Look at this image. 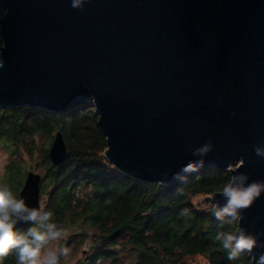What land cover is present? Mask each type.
<instances>
[{"label": "water", "instance_id": "95a60500", "mask_svg": "<svg viewBox=\"0 0 264 264\" xmlns=\"http://www.w3.org/2000/svg\"><path fill=\"white\" fill-rule=\"evenodd\" d=\"M0 7L7 9L0 107L67 113L92 100L107 160L140 181H179V167L209 138L214 148L202 169L264 180V158L253 150L264 141V0H86L80 9L70 0H0ZM67 151L58 130L51 162L62 164ZM41 181L28 171L19 194L29 205L42 206ZM211 200L223 202L218 191ZM241 223L264 229V195Z\"/></svg>", "mask_w": 264, "mask_h": 264}, {"label": "trees", "instance_id": "16d2710c", "mask_svg": "<svg viewBox=\"0 0 264 264\" xmlns=\"http://www.w3.org/2000/svg\"><path fill=\"white\" fill-rule=\"evenodd\" d=\"M58 130L68 151L56 166L49 149ZM0 145L10 155L6 179L19 176L18 193L29 170L41 171L43 207L54 213L70 250L60 264H185L197 256L207 264H252L246 255L228 261L212 240L217 231L237 228L210 211L209 196L229 172L200 168L168 185L120 172L105 156L107 137L92 100L67 113L0 107ZM202 195L207 207L195 201ZM0 264H16L14 254L0 257Z\"/></svg>", "mask_w": 264, "mask_h": 264}, {"label": "clouds", "instance_id": "9594fccd", "mask_svg": "<svg viewBox=\"0 0 264 264\" xmlns=\"http://www.w3.org/2000/svg\"><path fill=\"white\" fill-rule=\"evenodd\" d=\"M85 3L86 0H70V7L80 9ZM6 11L0 13V18ZM4 47L5 41L0 38V49ZM4 63L0 56V68ZM213 148L212 138L194 147L191 158L177 170L176 179L185 182L189 173L197 172ZM253 150L257 157L264 158V141L255 144ZM226 171L229 175L218 189L223 202H213L210 211L217 220H227L239 227L235 231H217L212 240L225 252L228 261H240L246 255L251 257L252 264H264V229L251 231L241 223L243 211L264 195V180H252L243 171ZM186 212L183 210L182 214ZM22 224L28 227L22 230ZM63 239L64 230L50 209L29 205L8 183H0V257L14 254L16 264H60L70 251L60 243Z\"/></svg>", "mask_w": 264, "mask_h": 264}, {"label": "rangeland", "instance_id": "374dc122", "mask_svg": "<svg viewBox=\"0 0 264 264\" xmlns=\"http://www.w3.org/2000/svg\"><path fill=\"white\" fill-rule=\"evenodd\" d=\"M1 38V37H0ZM51 145V143H50ZM10 161V155L8 154V152L2 148V146L0 145V183H4L5 181L8 182V184L13 187V189L16 191L17 187H18V177L19 176H13V175H9L8 179H6L5 176V170H6V165L8 164V162ZM237 164H233L232 167H235ZM33 170V169H31ZM35 172H37L36 170H34ZM39 172V171H38ZM41 173V171L39 172ZM42 174V173H41ZM210 200H211V195L209 196ZM196 202H198L201 206H208L209 202H208V198L207 196H199L195 199ZM211 202L213 203V201L211 200ZM41 204L43 207V200L41 198ZM64 240V239H63ZM62 243V241L60 242ZM80 256V255H79ZM185 264H207V260L202 257V256H197V257H193L188 259Z\"/></svg>", "mask_w": 264, "mask_h": 264}, {"label": "bare ground", "instance_id": "6f19581e", "mask_svg": "<svg viewBox=\"0 0 264 264\" xmlns=\"http://www.w3.org/2000/svg\"><path fill=\"white\" fill-rule=\"evenodd\" d=\"M234 164H236V163H234ZM232 167V166H231Z\"/></svg>", "mask_w": 264, "mask_h": 264}]
</instances>
